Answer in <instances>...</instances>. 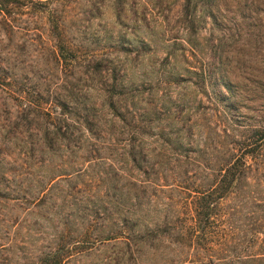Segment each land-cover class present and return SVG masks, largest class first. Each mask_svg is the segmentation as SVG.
<instances>
[{
	"label": "trees",
	"instance_id": "16d2710c",
	"mask_svg": "<svg viewBox=\"0 0 264 264\" xmlns=\"http://www.w3.org/2000/svg\"><path fill=\"white\" fill-rule=\"evenodd\" d=\"M174 1L0 0V173L13 144L22 156L20 165L26 157H33L37 167L49 165L50 172L37 180L34 196L42 212L55 201L54 185L79 178L82 187L65 184L62 195L83 191L73 204L87 225L98 216L116 222L96 239L119 245L114 256L91 264H264V229L255 228L257 251L252 253L223 255L211 248L202 256L185 251L178 260L159 257L138 263L140 253H154L157 242L168 237L167 230L187 247L210 241L206 227L214 221L217 205L236 193L242 201L249 196L254 200L250 203L264 206V195L248 190L250 185L264 190V0H177L186 43L179 53L183 71L168 72V80L157 78L143 98L139 84L127 86L123 77L127 65L150 47L143 35L156 23L150 9L160 10L164 3L169 8ZM106 5L114 29L95 22ZM205 24L208 37L199 46L196 37ZM138 31L143 33L136 36ZM126 33L133 34L136 47ZM170 57L167 51L163 60L167 63ZM180 80L200 93L193 97L191 113L179 106L180 92L168 88ZM241 108L256 111L247 114ZM115 122L128 125V148L116 158V170L94 174L90 171L98 159L97 143L112 137ZM146 132L153 137L150 142H159L156 151L134 141L135 134ZM161 156L172 159L166 170L178 169L183 176L174 184L192 192L185 202L188 220L163 218L152 227L135 229L129 214L141 206L142 198L148 199L147 184L155 189L162 184L145 177L149 170L163 169ZM103 176L107 189L113 190L112 201L105 200L107 189L102 195L90 193L92 182ZM41 239L42 248L28 261L22 256L20 264H61L76 244L88 242L66 238L61 231Z\"/></svg>",
	"mask_w": 264,
	"mask_h": 264
},
{
	"label": "rangeland",
	"instance_id": "374dc122",
	"mask_svg": "<svg viewBox=\"0 0 264 264\" xmlns=\"http://www.w3.org/2000/svg\"><path fill=\"white\" fill-rule=\"evenodd\" d=\"M168 4L169 8L164 3L160 5V10L157 9V6H153L150 9L151 14L154 15L152 19L155 20V17H157L156 23L151 24L152 30L146 34L139 31L135 34L138 36L143 33L150 47H145L140 57L135 62L127 65L123 77V81L127 86L131 83L139 84L138 88L140 91L138 93L143 98L146 96L147 86H154L157 78L158 80L161 78L168 80V72H173V74L182 72V66L185 65L179 55L181 49L183 50L186 47V43L181 39L183 34L180 23L177 20L178 2L176 0ZM95 22H99L105 28L114 29L113 15L108 5L103 7L101 15ZM208 26V24H205L196 37L199 46L204 42L203 37H208L206 30ZM126 37L131 40L132 45L137 46L138 42L133 38V34L126 33ZM167 51L171 57L170 61L166 63L163 60V56ZM160 61L161 64H158ZM142 86L145 87L142 88ZM172 87H174L175 91L180 92L179 106L191 113L195 104L193 97L194 95L196 98L199 97L200 93L194 92L192 87H185L184 80L171 82L168 88L172 90ZM174 95L175 92L172 93L170 99ZM164 105L168 107L166 101ZM240 110L247 114L255 113L256 111L247 108H241ZM173 114L178 113L175 112ZM119 124L121 122H115L112 125L111 138H104L103 141L97 143V146H100L97 148L98 159H96V164L90 172H94L95 174V172L101 169L116 170V158L121 154L124 155L128 148L126 143L130 137L126 132L129 130L128 125L120 127L118 126ZM146 129L148 130V128ZM134 136L135 142L136 140H141L139 143L142 147L151 148L155 146L154 150H157L159 142H150L153 138L150 133L135 134ZM17 149L16 144L9 145L8 150L11 158L7 157L9 163L2 165L3 168H1L2 172L0 173V264H20L22 256H24L23 259L25 261L32 259V255L36 254L42 248V244H44V239L41 238L51 237L53 234H58L59 231L66 238L87 239L88 241L87 244H76L77 247L72 250V254L61 264H91L99 262V258L102 256H114V252L118 249L119 245H112V242L108 240L106 242H99L96 239L99 235L105 233L106 229L115 228V220L112 217L102 218L98 216L93 218L90 224L87 225L82 210L73 204L74 202H78L75 199L79 196L78 193L84 195L83 191L80 190L66 196L62 195V189L65 188V184L72 185L76 183L77 187L81 188V183L78 181L79 178L73 177L69 181H60L54 185L52 191L54 192L55 201L52 203L50 210L45 212H42V208L37 210L34 198L39 188L37 180L45 177L50 172V168L49 165L37 167L35 162L32 161L33 157H26L25 165H20L22 163V156L18 154ZM165 154L168 156L169 153ZM154 159L160 158L159 156H154ZM162 160L164 166L163 169L156 168L157 175L151 172L153 170H149L148 174L145 175L146 178L162 184H158L155 189L152 185L146 183L145 194L148 195V199L142 198V202H140L141 206L135 208L129 214L131 219H135V229H141L143 225L152 227V223L159 222L163 218L174 223H185L188 220V216L186 215L188 207L185 202L188 203L189 193L192 192L189 189H184L174 184L179 183L178 181L183 176L178 169L166 170V168H169L173 164L172 159L166 160V158L162 157ZM108 165L110 168H108ZM161 170L164 171V176L160 174ZM86 176L82 175L81 178L87 179ZM103 177L104 180L92 182L91 195H102L106 192L108 188L107 179L105 176ZM198 177L199 174H196L195 179H198ZM193 179L187 180L188 183H192ZM123 181H125L124 178ZM121 183L122 181L119 182V184ZM180 183L182 184V182ZM248 190L249 194L252 190L255 195L257 193L264 195V190L259 189V186L250 185ZM112 191L111 188L107 189L105 200L112 201L113 196L109 197L112 195ZM249 201L254 200L248 196L247 201H242L240 200V194L236 193L229 199L222 200L217 205L214 221L206 227V229H210L212 235L210 241L205 239L200 245L194 244L187 247L181 239L176 240V234L172 230H167L168 237L161 242H157L154 253L150 254L146 251L140 253L138 263H144L147 259L152 258L159 259V257L160 259H165V261L169 259L178 260L187 252H198L202 256L207 254L211 248L223 255H242L243 253L257 251L252 231L254 228L259 230L264 229V220H261L264 219V216L260 220L257 219L262 215L261 213H264V206H257L254 205L255 202L250 203ZM84 229H86L85 235H83ZM257 235L260 236L261 234L258 232ZM83 236L84 238H81ZM72 239H68L69 243H71ZM92 240H94L93 243L91 242ZM88 245L89 248L86 247ZM233 264L239 263L234 262Z\"/></svg>",
	"mask_w": 264,
	"mask_h": 264
}]
</instances>
